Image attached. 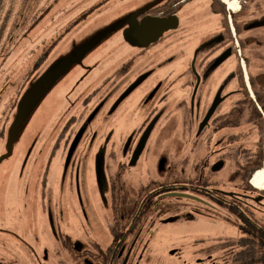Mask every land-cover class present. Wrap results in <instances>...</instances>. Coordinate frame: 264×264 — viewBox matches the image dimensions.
Returning a JSON list of instances; mask_svg holds the SVG:
<instances>
[{
	"label": "flooded vegetation",
	"instance_id": "1",
	"mask_svg": "<svg viewBox=\"0 0 264 264\" xmlns=\"http://www.w3.org/2000/svg\"><path fill=\"white\" fill-rule=\"evenodd\" d=\"M190 2L164 0L126 15L120 63L75 94L41 151L36 138L8 164L17 100L56 44L16 89L19 75L0 72V196H23L28 221L21 232L8 227L0 199V236L14 240L7 246L0 239L11 259L0 255V264H165L161 239L179 224L264 219V188L252 183L264 169V0H238L236 10L206 0L183 11ZM132 15L138 22L169 18L177 27L147 47L133 46L123 34ZM163 42L170 50L184 45L185 67L158 77L183 54L153 62L159 51L146 53ZM32 171L33 183H24ZM231 242H224L227 252Z\"/></svg>",
	"mask_w": 264,
	"mask_h": 264
},
{
	"label": "rangeland",
	"instance_id": "2",
	"mask_svg": "<svg viewBox=\"0 0 264 264\" xmlns=\"http://www.w3.org/2000/svg\"><path fill=\"white\" fill-rule=\"evenodd\" d=\"M163 1L43 0L44 7L41 12L38 11L40 12L39 18L17 38L16 43L11 46L9 56L0 66V72H12L16 77L19 75L16 79V89L44 50L56 44L48 58L38 66L23 85L15 111L11 116L5 151H8L9 140L12 139L10 144L14 155L8 158L7 164L12 163L22 152L27 150L28 153L30 147L25 149L26 146L32 145L36 138L38 142L35 148L41 147L42 141L48 140L53 135L64 108L68 106V109L75 102V94L79 90H85L91 84L92 77L120 63L126 48L121 40L120 29L115 28L116 24L132 11L143 10ZM205 3L206 0H192L183 11L204 6ZM245 6H247L246 3ZM90 7L95 8L87 17H82L77 24L73 25L72 30H68L67 24L72 23L77 16L88 11ZM168 10H170L169 6L165 11ZM64 32L66 33L63 34ZM181 40L184 43V36ZM165 45L166 42L160 43L146 54L151 55L154 50L159 51L160 54L156 53L157 56L153 58V62H161L172 53L184 52L183 44L171 50ZM179 57L176 63L161 68L158 77L184 70V53ZM66 97H69L70 105L66 103L68 101H64ZM3 108L4 103L0 105V112ZM24 139L25 143L22 145ZM2 181L0 179V182ZM33 181L32 171L29 179L24 180V183H33ZM10 186L9 182L8 187ZM21 197L23 196L13 195L10 198L9 193L4 196L3 192L0 196V199L7 201L3 202L7 205V212L4 215L7 220L6 225L18 232L23 231L28 222L27 211ZM256 224L264 228V219L257 216ZM176 228L174 235H167L166 238L161 239L162 244L168 249L158 255L160 262H165V264H234L231 259L232 249L228 252L224 250V242L226 240L236 241L242 235L238 220L232 222L231 219L228 220L225 217L223 219L214 218L179 224ZM0 239L8 241L7 246H10V241L14 243V240H10L7 234L1 235ZM170 248L175 250L174 255L168 252ZM0 255L6 259V262H11L2 247H0Z\"/></svg>",
	"mask_w": 264,
	"mask_h": 264
},
{
	"label": "trees",
	"instance_id": "3",
	"mask_svg": "<svg viewBox=\"0 0 264 264\" xmlns=\"http://www.w3.org/2000/svg\"><path fill=\"white\" fill-rule=\"evenodd\" d=\"M43 0H0V63L9 48L39 18ZM242 235L229 243L234 264H264V228L250 222L240 225ZM236 249V250H234Z\"/></svg>",
	"mask_w": 264,
	"mask_h": 264
},
{
	"label": "water",
	"instance_id": "4",
	"mask_svg": "<svg viewBox=\"0 0 264 264\" xmlns=\"http://www.w3.org/2000/svg\"><path fill=\"white\" fill-rule=\"evenodd\" d=\"M176 19V17L171 18ZM128 27L124 29V37L127 42L137 47H147L159 38L169 29L176 28L172 25L169 18H160L156 16H147L141 22H138L135 15L129 16ZM126 21V20H125ZM124 21L116 24L115 28L122 29ZM175 24L176 21H175Z\"/></svg>",
	"mask_w": 264,
	"mask_h": 264
},
{
	"label": "bare ground",
	"instance_id": "5",
	"mask_svg": "<svg viewBox=\"0 0 264 264\" xmlns=\"http://www.w3.org/2000/svg\"><path fill=\"white\" fill-rule=\"evenodd\" d=\"M224 3H227L231 9H238L239 3L238 0H222ZM252 183L259 187L264 188V169H259L252 178Z\"/></svg>",
	"mask_w": 264,
	"mask_h": 264
}]
</instances>
